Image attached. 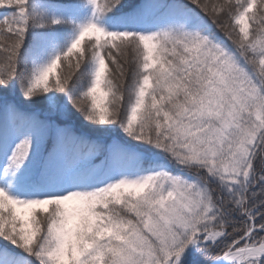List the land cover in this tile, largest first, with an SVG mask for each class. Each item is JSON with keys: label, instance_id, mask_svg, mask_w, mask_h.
<instances>
[{"label": "snow or ice", "instance_id": "snow-or-ice-1", "mask_svg": "<svg viewBox=\"0 0 264 264\" xmlns=\"http://www.w3.org/2000/svg\"><path fill=\"white\" fill-rule=\"evenodd\" d=\"M0 264H264V0H0Z\"/></svg>", "mask_w": 264, "mask_h": 264}]
</instances>
